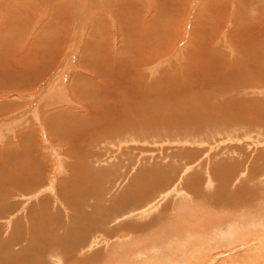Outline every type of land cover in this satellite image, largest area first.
<instances>
[{"label":"bare ground","instance_id":"bare-ground-1","mask_svg":"<svg viewBox=\"0 0 264 264\" xmlns=\"http://www.w3.org/2000/svg\"><path fill=\"white\" fill-rule=\"evenodd\" d=\"M172 1L170 0L168 1L167 0H0V71H1L0 72V96L14 94L21 100V101L17 100L19 102H14L13 104H11V102L4 101L5 104H1L0 106V111L2 110L3 113H8V112H11L12 110L17 111L12 116H8L7 119L2 120V121L9 120L8 123L9 122L12 123V126L9 125L10 129H8L9 130L8 133H12V130L14 128H17V133H16L17 140L16 141L19 142L20 138L22 137L23 138L25 137V139L29 138V141H30L31 138L36 137V135L39 134L38 131L41 133H45L46 131L48 133H51L50 131H48L50 129V126L52 127V126L57 125L59 129H54V130L64 132V129L65 130L67 129V131L69 130L72 132L71 134H73L74 137L75 135H77L76 138H78L79 136L83 137L81 136V134L80 135L78 134L81 131H83L82 129L86 128L88 125L91 126V128H94V127L100 128L101 127L100 125L102 124L101 119L103 121V124L105 121V125H106V127L104 126L103 129L101 128L103 131V134H101L100 136L88 135V138L86 139L87 144L83 142L85 145H87V148L83 149V152H84L83 159L82 160L79 159V161L76 160L74 164L72 162V165L69 164L70 163L69 161L71 159L73 160L77 158L75 154L77 147L76 149H72L73 147L71 146L69 142L71 140H68L71 138L70 137L71 134L66 136L67 134L65 135L62 133L63 135L60 134V136L62 135L60 137L59 135L57 136L59 132L56 134L57 131H54L53 134L56 136V139L58 138L62 142V145H64V150L66 149V147L68 148V150L69 148H71L69 151L66 149L67 152L66 151L64 152L65 157L69 160L68 161L69 163H66L67 161L66 162L63 161V162H65V164H68V166L70 167L68 168L71 170L70 172L72 174L76 171V167L82 166L83 169L80 168L82 170L78 173L75 172L72 175V177H75L78 179L82 178L84 182L78 183V180H76L75 181L76 185H74L73 187L71 186L72 190L69 189V194L66 195L67 203L73 205L75 208L78 209L75 213L77 214V217L74 219V221L69 220L68 224H70L71 222L70 225L72 226L67 225L66 226L67 229L63 231L61 234H58L56 232L59 231L60 229H63V227H60V226L55 227L56 228L55 232H53L52 229H50V232H48L49 229L47 228L44 234H48L47 235L48 237L44 240L43 243L34 246L36 250L40 249L42 251H48V253H50V248L52 249V248L57 247V248L63 249L62 247H65L64 250L75 252L76 246L85 241L86 234L89 236L90 234L89 230L91 228L93 230L94 224H100L99 226H102L101 224H104V225L109 224L108 218L107 219L104 218L105 221L102 222V220L98 216H90V217L87 216L86 211H85V204L88 200H92L91 198L96 199L94 205L91 208L98 209V210L101 209V207L103 208L102 202H104V196L106 194V187H107L106 184L107 185L108 183L110 184V182H112L111 180L115 179V177L114 178L112 177L114 175L113 174L114 171L111 168L108 169L105 167L103 169L102 167L98 169L100 167L99 165L104 164L105 161L101 160L100 157H98V159L94 157L95 155L92 150V148L94 147H92V145H94L95 143H101V145L103 144L105 147V144L107 145L111 144L110 142L112 141L110 139L112 137H114L115 140H117V142L114 143L115 145L116 143L124 144L125 143L124 140L120 138L122 134L130 133L131 135L132 133L138 131V135H139L140 133L139 131H141L142 129L148 130V128H150L152 130V128H154L153 130H156L157 129L155 128L156 124L165 125L172 119L176 120L179 123L188 124V125L191 124V126L192 124L194 126L197 125L198 128L199 127L202 128L204 126L207 127L208 125H211L214 128L216 127L220 128L221 126L225 128L224 126H226L227 128L232 127L235 130L237 126L239 127L241 125L243 127L244 126L246 127L247 125L248 128L250 129L248 133L245 132L246 134H251L252 132L256 131L257 132L256 136L258 137L256 138L253 137V138L256 141L259 140L258 142H256L257 148L256 149L254 148V150L249 154H246V152L244 153L243 151V153L247 155V156L242 155V156H245L246 161L243 159L244 163H242L241 161L239 160L236 161L235 158H233L235 162L232 161V163H224V164L232 168V176L236 175L235 173L237 170H239L240 172L242 171L245 172V174L243 173V177L244 175H247V178L243 181L244 185H248V182L252 181L254 183V184L252 183L253 184L252 187H254L257 190V188H259L258 185H261L260 189H262L264 185V174L259 179V176L256 173V168L264 170V149H260L261 148L260 146H263L262 148H264V32H263L264 29L262 31V34H260V36L257 37V39L255 38L256 39V44L254 43L256 45V47L254 46L255 48L254 47L250 48L248 46L249 44L246 47L245 44L247 43L244 44L247 50L243 48L244 52L242 53H245V55L247 54L248 56L250 55L248 59L250 62V65L246 64L247 62L245 61L244 58H241L242 61H239L241 60L239 58L242 56L239 54V52L242 49L239 50V48H237L236 45L233 44L234 42L236 43L237 40H235L234 42L231 41L233 42L232 44L229 42L230 40H228V34H229V30L231 29L230 27H234L233 25L237 27L239 26L238 24H240V22L245 24V22L255 21L257 25L262 27L263 23L260 22L257 19V17H262V13H264V0H172ZM154 2L157 4V7H153ZM199 4H201L202 6V8L200 9L198 8ZM236 5L239 7L237 9L239 14L235 13L236 15H238V17L235 18L233 17V15H231V13L233 12V9H228V8L229 7L236 8L235 7ZM188 6H189V9H188ZM59 7H61L65 12H60L58 14L57 12H59L58 11ZM67 7L71 11H66ZM20 8L22 9L24 8V10H21ZM39 9H40V12H39L40 19L38 20V18L35 17V20H33V23H35L34 24L35 27L33 28V25L31 26L33 28V31H32L33 33L29 30L30 27L28 28L25 27L26 29H24L23 32L22 30L21 32L19 31L20 38L12 39L14 36L12 38L10 36V39L12 40H9L8 36L12 35L13 33V32L11 33L12 30L9 28V26H12L11 27L12 29H14L18 25L20 26V22H19L20 20H18L19 24L18 25L14 24L15 25L14 27V25H12L13 23H15L14 20H17V19H23L25 21L26 19L31 20V16H38ZM182 9L187 10L189 16H185L186 14L185 15L182 14L183 15L182 18L181 17L177 19L174 18V20L175 19L176 20L174 22L171 21L172 24H170L171 23L170 19H172V17H174L175 15L180 14V12H182ZM244 9H245V12L248 9V12L247 13L241 12ZM55 13L63 17L60 18L59 16L55 15L56 17H58V19L56 20L55 18V21L52 22L51 25H49L50 24L49 20L48 22L45 21L48 24H44L42 22L44 19H47L49 14L51 15L50 17H53ZM122 13H125V15L126 13H128L126 17L128 16L127 18H129V20L126 21V23H124V20L126 18H123L124 16L122 17ZM253 13H255V15ZM166 16H168L167 19H166ZM215 16H220V17L215 18ZM66 17H67V20H66ZM200 17L201 18L204 17L203 19L208 18L207 21L202 25L203 27L202 29L205 30V32H207V33H204V38H205V35H209V38L207 39L205 38V42L202 40V43H199V41L196 39L194 35L195 28H191L192 21H194V23L196 24L197 22H199ZM233 18H234V21H233ZM163 19H165V21ZM166 20L168 24L164 25V22H166ZM56 21L58 22L56 23ZM211 21H213V23ZM41 23L42 25L44 24L43 26L44 29H41V28L39 29L40 27L39 24ZM125 25H127V29H128L127 34L125 32L126 30ZM183 26L185 27V29H183L185 31H183L184 34L181 35L182 32H178V31ZM21 27L22 25L20 26V29ZM6 29L11 34L7 32ZM16 30H19V28ZM28 30L30 31V33ZM123 31L125 34H123ZM52 32H56L55 38H54V34L52 36H48L49 33H52ZM14 33H17V31H14ZM199 33L200 32H198V34ZM191 34H192V37H191L192 41L189 46L188 44H189V41L191 40L190 39ZM201 34L202 33L199 34V37ZM181 37L182 39L184 38L185 45H184V42L183 44H181L180 42ZM61 38L66 39L62 47L58 45V42L59 44L61 43V40H60ZM118 38L120 41L118 40ZM174 38L177 39L175 43H173ZM46 39L49 41L50 40L52 41L48 42L46 41ZM244 39H245L244 41H246V38ZM97 43L98 44L100 43L101 47H103L102 51L104 50V53L102 56H100L98 52L96 54L93 51L94 48H96L99 51V48H97L99 45L97 46ZM2 48H4V50H2ZM6 48H10V49L6 51L5 50ZM185 50H187V52ZM4 51L6 52L2 53ZM82 51L86 52L87 56H85L86 54L85 53L83 54ZM80 54H83L85 57ZM191 54L192 56L191 58H189V55ZM204 54L208 56L207 59H209L211 63H213L214 65L222 64L223 66L226 67V70L227 69L230 70V73L222 75L221 73L222 71L221 69H219V71H221L219 72L221 74V78L218 81H214V80L208 81L209 79H207V81L205 82L206 79L204 78L205 79L204 80L201 78L202 80H204V83H202L203 82L202 81L201 82L202 84L200 83V85L197 83L195 84V86L193 85L190 86V85H186L182 83L180 85V88H178L177 90L175 89L170 90L169 89L170 88L169 86L171 84L170 79H172L170 78L171 73L174 72L178 74H183V72L185 71L187 72L189 68L192 69V66H188L189 63L192 62L191 59L193 60L198 59L196 62H198L199 64ZM51 56L57 58L56 60L57 64H56L55 69L50 74L48 73V71L46 74L44 69L46 67V64H48V62L51 61L50 59ZM179 58L181 59V62H183V64L179 65L178 63V66H177L175 62H176V59L178 60ZM43 62L45 63V66L41 70V64ZM258 62H259L258 64L259 66L256 64ZM244 63L247 65L246 68H244L245 67V65H243ZM168 64L170 65V68H168L169 67ZM196 67L193 66L194 71L196 69L197 70L196 72H198L199 69H197ZM127 68L129 69V72H128L129 74L126 73V75H124L123 74L124 70ZM159 68L161 69V71H157V69ZM78 69H83L85 72L83 71L79 72ZM189 73L187 74L189 75ZM114 74L117 75V78H115V80H111L112 78L110 77L114 76ZM201 74H202V71H201ZM46 75L48 79L49 78H52V79L51 80L49 79V81L45 83L46 85L44 86V88H42L41 86L42 80L44 76ZM102 75L106 79L105 78L101 79L99 77V76L102 77ZM202 75H204V73ZM178 77L180 76L178 75ZM206 78H207V74H206ZM98 80H100V82ZM186 80L184 79V82ZM164 81L166 82V84L167 82H169L168 87L160 88L161 82H164ZM182 81L183 80H181V82ZM36 89H37V92L29 95L30 94L28 93L29 91H35ZM178 90H181V91L179 93H174V91H178ZM93 91L101 92V95L99 97H95V98H99L97 99L98 101H95L94 97L92 96ZM94 93L95 92H93V94ZM69 102L73 104L74 106L80 107L81 110L78 111V109L76 110V108L69 107L68 104H66ZM27 104H29L28 107H27ZM96 106L97 107L99 106L101 109L99 112L98 120L93 122L92 121L93 119H91L92 117L91 115L95 111H98L96 110ZM109 108L111 109L113 113L111 115H109ZM3 113H0V114H3ZM228 114L231 117H233L232 119L234 120H231V122L229 123H227L228 121L224 123L222 121L223 117H226V115ZM28 115H32L33 120H30L29 118H32V117L30 116L28 117ZM110 117L112 119L111 124L113 125V127L111 128H109V126H112V125H109V120H108ZM66 119L67 120L70 119V123L69 121H66V123L63 122V120H66ZM99 121H100V125L97 123ZM166 121L167 123H165ZM81 127L83 128L80 130ZM87 128L90 129V127H87ZM99 128H96V129H99ZM0 129H2V126H0ZM133 130H137V131H133ZM147 130L145 132H148ZM214 130H213V133L215 132ZM216 130H220V129L216 128ZM86 131L88 132V130L85 129V132ZM104 131L106 134L104 133ZM220 132H222V130ZM34 133H35V136H34ZM84 133L82 135H84ZM96 133L98 134L99 131ZM226 134H229V131L228 133L226 132ZM132 136H135V137H132ZM144 136H147V135H144ZM251 136L249 135V137ZM80 137L78 138L79 140H80ZM130 138H134L135 140L137 136L136 134L131 135L130 137H128V140ZM71 139H73V136ZM66 143L68 145H66ZM6 145L10 146L9 147L10 149H7V146L5 145L4 147L2 146L3 147L2 154L5 153V150L6 152L14 150L13 147H15V144L9 143ZM25 146L26 145H24V147ZM31 146H34V145H31ZM35 146L38 147V144ZM21 147L23 148V143ZM27 148L28 149L26 152L23 149L24 153H26L27 156L29 153H32L33 150L34 152L37 151L36 150L37 148L33 150L31 147L27 146ZM42 149L43 147L41 148V150ZM130 149L131 151L129 152H132L133 148H130ZM39 150L40 149H38V153H39L38 155H40V153L43 150H48L49 152L52 153V151H50V149H47V148L43 149L41 152ZM72 150H75V151H72ZM14 151L16 152V150ZM56 151L57 153L61 154L59 149H57ZM231 152L233 154L234 150L230 151V153ZM126 153L127 152H125V154ZM238 153L240 152L238 151ZM20 154H22V152ZM36 154L37 153H35V157H36ZM122 154L120 155L122 156ZM38 155L36 159L34 158L35 159L33 160L34 162H36V160L37 161L39 160ZM56 155L57 154H55V156ZM214 155L216 156L217 154H214ZM92 157L93 159L90 160ZM27 158H30V157H27ZM31 158H33V156ZM231 159L232 158L230 157V160ZM153 163H154V160H153ZM34 164H35L34 167H36V163H33V165ZM244 164H248V167H250L248 171L240 168V166L243 168ZM116 165H118V163ZM137 165H139V163ZM159 166H160L159 168L153 169V170H157L159 172V170L161 169V164ZM154 167L156 166L154 165ZM150 168H153V167H150ZM188 168H186V170ZM141 169L143 170V167ZM149 169H147V172ZM162 170L163 169H161V171ZM166 170L168 172L169 169H166ZM29 172L27 176L28 179L30 176ZM40 172L39 170L36 169L35 171H32V174H34V176L37 174L38 175L42 174ZM162 172H165V169ZM154 173L155 172H153V175ZM24 174H22V176ZM32 174L31 176L34 179L35 177ZM140 174L144 176L143 171ZM156 175L158 176L157 173ZM159 175H160V172H159ZM136 177L132 181L130 186H132V184H135V182L137 181ZM152 177L153 176H150V178ZM19 178L18 180H15L16 184H17V181L20 182L21 178L23 177H21L20 180ZM197 178L199 179L198 175H197ZM28 179L26 178V174H25V180L27 182L26 181L24 182H26L29 185L30 183L28 182L29 181ZM39 180H40V177L37 176V178H35V181L39 182ZM22 184H18V186L20 185L19 187H17L16 185H13V187H10L9 185H8L9 187H6V188L2 187V189H0L1 190L0 200L1 198L6 199V196L11 198L16 193V190H19V191L23 190L25 193V190L21 189ZM138 184L141 186V187L139 186L141 190L137 189L135 191V187L129 186L130 188L128 187L125 190L124 195L120 199L123 202L125 201L129 202L131 201L130 198L132 197V199H134V201H132L134 203L133 205L134 209H136L139 206V204L146 198V197H143L142 195L145 191V185L140 184V182H138ZM138 184H137V188H139ZM249 184L252 185L251 183ZM235 185L233 183L230 185V187L232 188L235 187V189H232L233 191H236L238 189V186H235ZM80 186L81 188L77 189ZM93 186L98 187V189L95 192L92 189ZM32 187H29V188H32ZM36 187H38V185ZM34 188L35 187H33V189ZM114 188L115 187L112 184L111 186L108 187L107 190L108 192L111 189H113L112 191H114ZM25 189H28V188H25ZM50 190L52 191L53 189H50ZM3 192H5V194L3 197H1V194ZM24 193H21V195H24ZM31 197L28 196V198H31ZM117 198H120V197L118 196ZM137 199H141V201L140 200L137 201ZM0 202H1L0 204H2L3 199ZM44 202L46 203V201H43V200L38 201V205H40L39 206L40 208L38 207L39 209L35 208V210H33L35 216H37L38 214L39 215L43 214ZM119 202L120 201H118V203ZM112 203L113 202H111V204ZM234 203L238 204V200H234ZM258 204H260V202ZM89 206L90 205H87V207ZM32 207H35V206H32ZM110 208H113V205L109 206L108 208H105L107 210V213L108 211L110 213H113V211H110ZM261 209H264V207L263 206L260 207L259 210ZM3 211L4 209H0V214L3 213ZM33 211L31 210L30 212L31 216L33 215ZM195 213H198V212L196 211ZM47 215L49 216H47L48 218L45 217V220L42 217L41 221L43 225L52 224L54 221L55 215L53 213L52 215H50V213ZM198 215L200 216V214ZM202 215L203 214H201V216ZM58 218H59V221H61L60 220L61 217L58 216ZM257 219L259 221L253 220L250 223V227H252L250 228V231H254V233H251L250 241L244 242L246 245V249H247L246 255L250 254L249 258L256 260V261L261 259L264 256L263 254L264 253V215L260 218L257 216ZM183 224H184L183 229L185 232L183 233V236H180V237H184L185 234H188V240L186 242H181L182 240L171 242V239H172L171 238L170 240H167L169 241V244H164V245H167V247H169V250L170 248H174V247L176 249H179V251H181L182 254H184L185 256L192 254L191 257L185 260V264H190V263L195 264L199 260L205 259L206 257L210 256L206 253L209 250H217L219 236L216 234L217 231H214V230H217L216 229L217 227L214 228L215 224L211 223L208 226L203 225L199 227L198 225L190 226L188 225L189 223L185 224L184 222ZM230 225L228 227H230ZM232 225H235V223ZM103 227L104 226H102L101 229H103ZM236 229H237V226H236ZM26 234H27V231H26ZM159 235L160 234H157V237L154 236L155 240L154 239L151 240L153 242L151 250H148L146 252H144L143 250H140L136 252L135 254L136 255L140 253L151 254L153 252L157 253L156 249H161L160 247L158 248L159 244L161 243L160 242L161 238ZM227 235L228 236L227 237L225 236V239L232 240L234 235L237 236L238 234L235 231L231 230V232H229ZM120 236L126 239L128 235L127 236L120 235ZM189 236L195 237L198 242L191 240ZM94 242H95L94 240L91 241L89 248L94 247ZM155 243H158V245H156ZM79 249H81V247ZM84 249L86 248H83L80 251L82 252ZM235 249L236 247H233L232 250H235ZM133 257L134 256H132V258ZM214 258L216 259V257ZM245 258H248V257L245 256ZM163 263L164 262H162V264ZM212 264L214 263L212 262Z\"/></svg>","mask_w":264,"mask_h":264},{"label":"rangeland","instance_id":"rangeland-1","mask_svg":"<svg viewBox=\"0 0 264 264\" xmlns=\"http://www.w3.org/2000/svg\"><path fill=\"white\" fill-rule=\"evenodd\" d=\"M170 1H172V0H170ZM153 7H157V4L155 2L153 4ZM235 7L236 8L229 7L228 9H233V12L231 13V15H233V17L236 18V17H238V15H236L235 13L239 14V12L237 11V9L239 7L237 5ZM184 8H185V6H184ZM198 8L199 9L202 8L201 4H199ZM20 9L24 10V8L23 9L20 8ZM188 9H189V6H188ZM184 10L185 9H182V12H180V14L172 17V19H170V22L171 21L174 22L177 18H180V17L182 18L183 17L182 14H184V15L186 14L185 16H189L187 10H185V11ZM58 11H59V12H57L58 14L60 12H65L61 7L58 8ZM66 11H71V10L67 7ZM39 12H40V9L38 10V16H31V20L26 19L27 22L23 19L14 20L15 23H13L12 25H14V24L18 25L20 22V26L22 25L23 28L21 27V29H20L19 25L16 27L14 25V27H15V28L13 27L15 29L14 30L11 28L12 26H9V28L12 30V31L10 30L11 33L13 32L12 35L8 36L9 40L20 38L19 31L21 32V30H22V32H23L24 29H26L25 27H27V28L30 27L29 30L32 32L33 28L35 27V25H34L35 23H33V20H35V17H37L38 20L40 19ZM241 12L247 13L248 9L246 12H245V9ZM57 13L54 14V16H53L54 18L50 17L51 15L49 14L48 15L49 19L47 17V19H44L42 22L44 24H48L46 22H48V20H49V23H50L49 25H51V23L55 21V18H56V20L58 19V17H56V16H59L60 18L63 17L61 15H58ZM127 14L128 13H126V15ZM253 14L255 15V13H253ZM126 15H125V13H122V17L124 16L123 18L127 19V20L126 19L124 20V23H126V21L129 20V18H127L128 16L126 17ZM218 17H220V16H215V18H218ZM164 18H165V16H164ZM167 18H168V16H166V19ZM174 18H176V19L174 20ZM203 18L204 17H202V18L200 17L199 22H197L196 24L194 23V21H192V26H191V28H195L194 35H195L196 39L199 41V43H202V40L205 42V38L206 39L209 38V35H205V38H204V33H207V32H205V30L202 29L203 28L202 25L207 21L208 18H205V19H203ZM257 19L263 23L262 27L257 25V23H255V21L245 22V24L240 22V24H238L239 26L235 27V25H233L234 27H230L231 29L229 30V34H228V40H230L229 42L231 44L235 40H237L238 43L234 42L233 44H235L236 47L239 48V50L242 49L239 52V54L242 55L239 59L244 58L245 61L247 62V63L246 62L245 63L248 65H250V62L248 60L250 55L248 56L246 54L247 55L246 56L245 53H242V52H244L243 48H245V46L247 47L248 44H249L248 46L250 48L254 47V46L256 47V45H255L256 39H257V37L260 36V34H262V31L264 29V13H262V17H257ZM18 20H20V21L18 22ZM66 20H67V17H66ZM163 20L165 21V19H163ZM31 21H32V23H31ZM233 21H234V18H233ZM23 22H25L26 24ZM57 22L58 21H56V23ZM211 22L213 23V21H211ZM44 24L43 25H42V23L39 24V26H40L39 29L40 28L44 29V27H43ZM165 24H168L167 20H166V22H164V25ZM170 24H172V22ZM32 25H33V28L31 27ZM9 28H7V29H9ZM18 28H19V30H16ZM125 28H126L125 32L127 34V32H128L127 25H125ZM7 29H6V31L9 32ZM183 29H185L184 26L182 28H180V30L178 31V32H182L181 35H183L184 34L183 31H185ZM14 31H17V33H14ZM30 31H29V33H30ZM55 31H56V29H55ZM198 32L202 33L200 35V37H199L200 33L198 34ZM233 33H234V35H233ZM27 34H28V32H27ZM53 34H54V38H55L56 32L49 33L48 36H52ZM123 34H125L124 31H123ZM10 36H11V38L13 36L14 37L12 39H10ZM191 37H192V34L190 36V39H191ZM198 38H200V39H198ZM244 38H246V41H244L245 40ZM247 38H248V40H247ZM250 38H252V39H250ZM48 39H50V38H48ZM181 39H182V37H181ZM181 39H180V42H181V44H183L184 38L182 40ZM60 40H61V43L59 44V42H58V45H60V47H62L64 45V43H65L64 41H66V39L61 38ZM118 40H119V38H118ZM176 40L177 39L174 38L173 43H175ZM46 41L51 42L52 40L49 41L46 39ZM191 41H192V39L189 41V44H188L189 46L191 44ZM231 41H233V42H231ZM245 43H247V44H245ZM238 44L240 47L238 46ZM244 44H245V46H244ZM184 45H185V42H184ZM97 46L96 47L99 48V51L96 48H94L93 51L96 54L98 52V54H100V56H102L104 53V50L102 51L103 47H101L100 43L99 44L97 43ZM9 49L10 48H6L5 50L8 51ZM2 50H4V48H2ZM187 50H188V48H187ZM187 50H185V51L187 52ZM6 51H4L2 53H5ZM82 53L86 54V52H83V51H82ZM83 54H80V55L84 56ZM85 56H87V54ZM191 56H192V54L189 55V58H191ZM207 58H208V56H206V54H204L203 58L199 62V64H198V62H196L198 59L197 60L194 59L195 61L193 59H191L192 62H190L188 66H192V69L189 68L190 70L188 69L187 72L185 71V72H183V74H178V73L172 72L171 77H170L172 79H170L171 84L169 86L170 87L169 89L170 90H172V89L177 90L178 88H180V85L182 83H184L186 85H190V86L191 85L195 86V84H197V83L200 85V83L202 81H203L202 83H204L205 79H206L205 82L207 81V79H209L208 81H210V80L218 81L221 78V74L219 72L222 71L221 72L222 75L230 73V70L227 69L228 70V72H227L226 67L223 66L222 64L214 65ZM50 59H51V61L48 62V64H46V67L44 69L46 74H47V71L50 74L55 69L56 64H57L56 63V60H57L56 57L51 56ZM244 59H243V61H244ZM85 60H83V61H85ZM172 61H170V62H172ZM239 61H242V59ZM178 63H179V65L183 64V62H181L180 58L178 60L176 59L175 64H177V66H178ZM245 63L243 64V65H245L244 68H246V66H247ZM256 64L258 65L259 62ZM44 66H45V63L43 62L41 64V70L44 68ZM193 66H195V67L197 66L196 68L199 69V71L196 72L197 71L196 69L194 71ZM168 68H170V65ZM215 69H217V70H215ZM219 69H221V71H219ZM78 71L79 72H82V71L85 72L83 69H78ZM157 71H161V69L159 68V69H157ZM201 71H202V74L204 73V75L201 74ZM128 72H129V69L127 68L124 70L123 74L124 75H126V73L129 74ZM193 72L194 73L196 72V73L194 74ZM207 72H209V73H207ZM215 72H216V74H215ZM187 73H189V75ZM205 73L207 74V78H206ZM178 75L180 77H178ZM215 75L217 78L215 77ZM218 75H219V77H218ZM182 76H183V78H182ZM33 77H31V78H33ZM99 77L101 79L105 78L103 75H102V77L101 76H99ZM110 78H112L111 80H115V78H117V75L114 74V76H111ZM191 78H193V79H191ZM197 78H198V80H197ZM201 78L202 79L205 78V79L202 80ZM49 79L51 80L52 78H49ZM49 79H48L47 75L44 76V78L42 80V84H41L42 88H44V86L46 85L45 83L48 82ZM184 79L185 80L187 79V80L184 82ZM68 80H69V78H68ZM181 80H183V81L181 82ZM191 80H192V82H191ZM98 81L100 82V80H98ZM168 84H169V82H167V84L165 81L161 82L160 88H166V87H168ZM180 91L181 90L174 91V93H179ZM35 92H37V89L35 91H29L28 93H30L29 95H31ZM93 92H95V93L93 94ZM93 92H92V96L94 97L95 101H98L97 99H99V98H95V97H99L101 95V92L100 91L99 92L93 91ZM188 92H189V90H188ZM98 93H100V94H98ZM96 94H98V95H96ZM27 97H29V96H27ZM17 98L18 97L15 96L14 94L5 95V96L2 95V96H0V106H1V104H5L4 101L11 102V104H13L14 102L21 101L19 98L18 99ZM13 99H15V100H13ZM17 100H19V101H17ZM66 104H68L69 107L76 108V110L78 109V111L81 110L80 107L74 106L70 102L66 103ZM28 105L29 104H27V107H28ZM100 109L101 108L99 106L98 107L96 106V110H98V111H95L93 113L90 110L93 113L92 114L90 112L92 114V115L91 114L90 115L92 116L91 119H93L92 120L93 122L98 120ZM17 110H19V109H17ZM15 112H17V111L12 110L11 112H8V113H3L2 110L0 111V113H3V114H0V126H2V129H0V151H1L0 152L1 153L0 154V177L2 176L0 178V180H1L0 181V189H2V187L3 188L9 187V186L13 187V185H16L17 187H19L20 185L18 186V184L23 183L22 184L23 186L21 185V187H22L21 189H24L25 193L23 190H21V191L16 190V193L11 198L6 196V199L1 198V200H0V201H2V199H3V203L0 204L1 205L0 209H4L3 213L0 214V264H37V263L38 264H145V263L146 264H150V263L151 264H157V263L162 264V262H164L163 264H168L169 262H170L169 264H177V263L178 264H185V260L187 258L191 257L192 254L185 256L184 254H182L181 251H179V249H176L174 247V248H170V250H169V247H167V245H164V244H169V241H167V240H170L171 238H172L171 242L178 241V240H182L181 242H186L188 240V234H185L184 237H180V236H183V233L185 232L183 229V225H184L183 222L185 224L189 223L188 225H190V226L198 225V227L203 226V225L208 226L211 223H213V224H215L214 228L217 227L216 228L217 230H214V231H217L216 234L219 236L218 237L219 242L217 245L218 246L217 250H209L206 253L210 256L206 257L205 259L199 260L195 264H212V262L214 264H264V259H262V258H264V256L261 259L256 261V260L249 258L250 254L246 255L247 249H246V245L244 243L246 241L247 242L250 241L251 233H254V231H250V228H252V227H250V223L253 220L259 221L257 219V216L260 218L264 215L263 214L264 209L259 210L260 207H262V206L264 207V205H263V203H264V198H263L264 197V194H263L264 193V185H263L262 189H260L261 185H258L259 188H257V190L254 187H252L254 184L252 181H249L248 185H244L243 181L247 178V175H244V177L246 176L245 178L243 177V173L245 174V172H243V171L240 172L239 170H237L238 172L236 171V173H235L236 175L232 176V168L230 166L224 164V163H232V161L235 162V160L236 161L239 160L242 163H244V160L246 161V159H245V156H247L246 154L251 153L254 150V148L255 149L257 148L256 142H258L259 140L256 141L254 139V138L258 137V136H256L257 132L255 131V132H252L251 134H246L249 132V129H250V128H248L247 125H246V127L245 126L243 127L241 125L239 127L237 126L238 128L236 127L235 130L232 127H231L232 128L231 129L230 127L227 128L226 126H224L225 128H223V126H221L220 128L216 127L217 129H220V130H216V128L212 127L211 125H208L210 128L208 126L207 127L204 126L202 128L199 127L200 128L199 129L197 127V125L194 126L192 124V126H191V124L188 125V124L179 123L176 120L172 119L168 123L166 121L165 123H167V124H165V125L155 123L156 124L155 128H157L156 130H153L154 128H152V130L150 128H148V130L142 129L141 131H139L140 132L139 135H138L137 130H133V131H137V132H134L131 135L136 134L137 138H135V140H134V138H130L129 139L130 142L128 140V137L131 136L130 133L122 134V136L120 138L124 140V142H125L124 144L116 143V145H115L114 143L117 142V140H115L114 137H112L110 139L112 141V142H110L111 144H108V145L105 144V147L103 144L101 145V143H95L94 145H92V147H94V148H92V150H93L94 155H95V156L94 155L93 156L96 159H98V157H100L101 160L105 161L104 164H102L103 166L99 165L100 167L98 169H100L102 167H103V169L105 167L108 169L111 168L114 171V173H113L114 175L112 177L113 178L115 177V179L114 180L112 179L111 180L112 182H110V184L109 183H108V185L106 184V186H107L106 187V194L104 196V202H102L103 208L101 207V209H99V210L91 208L94 205L95 200H96L95 198H91L92 200H88L85 204V211H86L87 216H89V217L90 216H98L102 220V222L108 218L109 224H105V225L101 224L102 226H104L103 229H101L102 226H99L100 224H94L93 230L90 227L91 229L90 228H89L90 230L88 229L90 231L89 236L86 234L85 241L76 246L75 252H73V251L70 252L69 250H64L65 247H62L63 249L56 247V248H52V249L50 248V253H48V251H42L40 249L36 250L34 248V246L43 243L44 240L48 237L47 236L48 234H44V232L46 231L47 228L49 229L48 232H50V229H52L53 232H55L56 231L55 227H57V226L63 227V229H60L59 231L56 232L58 234H61L63 231H65L67 229L66 228L67 225L72 226V225H70L71 222H70V224H68L69 220L74 221V219L77 217V214H75V213L78 209L75 208L73 205L67 203L66 195L69 194V189L72 190V187L74 185H76V183H75L76 180H78V183L84 182L82 180V178L78 179V178L72 177V175L75 172L78 173L83 169L82 166L76 167V171L72 174L70 172L71 170L69 169L70 167L68 166V164H65V162L66 161H67L66 163L70 162L69 164L72 165V162L74 164L76 162V160H78V161H79V159L82 160L83 156H84L83 149L87 148V145H85V144H87L86 139L88 138V135L100 136L101 134H103L102 129L104 128V126L106 127V125H105V121L103 124V121L101 119V122H102L101 125H100V121L97 122L101 126L100 128L96 127L99 129H96L95 127L91 128V126H89V125L87 127H90V129L87 127L86 128L81 127L80 130L83 128L82 129L83 131H81L78 134V135L81 134V136H83V137L79 136L80 140L83 138L81 141L78 139L79 137L76 138L77 135H75V137H74V135L71 134L72 132L69 130L67 131V129L66 130L64 129V132L63 131L61 132V131L54 130V129H59V127L57 125L52 126V127L50 126V129L48 131H50L51 133H48L47 131L45 133H41L38 131V133H39V134H37L38 136L36 135V137L31 138V140H30L32 142V144H31V142L29 141V138L25 139V137L24 138L22 137L23 139L20 138L21 141L19 140V142L16 141L17 140L16 139L17 128H14L12 130V133H8V131H9L8 129H10L9 125L12 126V123H10V122L8 123L9 120H7V121H2V120L7 119L8 116H12ZM111 114H113V113H112L111 109L109 108V115H111ZM252 114H254V113H252ZM29 116L32 117V115H28V117ZM232 118L233 117H231L228 114V115H226V117H223L222 121L224 123L228 121L227 123H229V122H231V120H234ZM29 119L33 120V117L29 118ZM108 120H109V125H112L111 124V120H112L111 117ZM66 121H69V123H70V119L63 120V122H65V123H66ZM18 125H20V124H18ZM111 127H113V125L109 126V128H111ZM5 128H7V129H5ZM221 128H223V129H221ZM245 128H247V129H245ZM85 129L88 130V132L87 131L85 132ZM97 130L99 131V133H98L99 135L96 133V132H98ZM146 130L148 132H145ZM213 130L215 131L214 133H213ZM221 130H222V132H220ZM240 130H241V132H240ZM54 131H57L56 134L59 132L57 134V136L58 135L60 136V134H62V133L65 135L67 134L66 136L71 134L70 135L71 138L73 136V139H75V140H73L71 138L68 140H71V141L73 140L72 142L69 141L71 146L73 147L72 149H76V147H77V149H76L77 153L75 150H72V151H75L77 158H75L73 160L71 159L69 161L65 157L64 152L66 151V149L68 150V148L65 146L66 149L64 150V145H62V142L58 138L56 139V136L53 134ZM105 131H104V133H105ZM183 131L186 132L187 134L184 133ZM224 131H225V133H224ZM228 131H229V134H226V132L228 133ZM83 133H84V135H82ZM194 133H195V135H194ZM144 135H147V136H144ZM228 135L231 137H229ZM249 135L250 136L252 135V136L249 137ZM34 136H35V133H34ZM223 136H225V137H223ZM132 137H135V136H132ZM212 137H214V138H212ZM34 138L36 141L34 140ZM76 139H77V141H76ZM121 139H119V140H121ZM237 139H239V140H237ZM45 141H47V142H45ZM230 142H231V144H230ZM9 143L15 144V147L19 144L16 148L13 147V149L16 150V152L14 150H13L14 152L13 151H7L6 152V150H5V153L2 154V148L4 147V145L7 146V149H10L9 148L10 146L6 145ZM22 143H23V148L21 147ZM72 143H73V145H72ZM37 144H38V147L35 146ZM57 144H59V145H57ZM24 145H26V146L24 147ZM31 145H34L35 147L31 146ZM66 145H68V144L66 143ZM27 146L31 147L32 150L37 148L36 149L37 151L34 152V150H33L34 154L31 151L32 153H29L27 156L26 153H24V151L26 152L28 149ZM57 146H58V148H57ZM253 146H255V147H253ZM18 147H20V148H18ZM42 147H43V149H45V148L50 149V151H52V153L54 155L51 152H49L48 150L42 149L43 150L42 151L41 150ZM61 147H63V148H61ZM260 147H261L260 149H264V148H262L263 146H260ZM130 148H133L132 152H129V151H131ZM23 149H24V151H23ZM38 149H40L39 150L40 152L42 151L40 153V155H38L39 154ZM57 149H59L61 154L57 153V151H56ZM70 149L71 148H69V150ZM232 149L235 152V153L233 152V154H232V152L230 153V151H233ZM240 149H241V151H240ZM92 150H90V151H92ZM238 151L240 153H238ZM243 151H244V153L246 152V154H244ZM21 152H22V154H20ZM125 152H127V153L125 154ZM35 153H37L36 157H35ZM55 154H57V155L55 156ZM120 154H122V156ZM214 154H217V155L215 156ZM238 154L241 156H239ZM37 155L39 156V160L38 161L36 160V162H34L33 160H35L37 158ZM222 155H224V156H222ZM242 155H245V156H242ZM32 156H33V158H31ZM48 156H50V157H48ZM229 156L232 158L231 160H230ZM233 156H235V157H233ZM27 157H30V158H27ZM241 157H243V158H241ZM53 158H55V159H53ZM162 158H163V160H162ZM233 158H235V160ZM92 159H93V157L90 160H92ZM153 160H154L155 164L153 163ZM63 161H65V162H63ZM37 162H38V164H37ZM39 162H41V163H39ZM146 162H148V163H146ZM33 163H36V167H34L35 164L33 165ZM117 163H118V165H116ZM138 163H139V165H137ZM220 163H222V164H220ZM98 164H96V165H98ZM160 164H161V169H163L162 171H164V169H165V172H162L160 169L159 170L160 175H159V172L157 170H153V169L159 168ZM154 165L156 167H154ZM32 166H33V168H32ZM259 166H261V165H259ZM142 167H143V170L141 169ZM150 167H153V168H150ZM188 167L190 168V170ZM34 168H35V170L36 169L39 170V172L42 170L40 172L42 174H39V175L37 174L34 176V174H32V171H35ZM80 168H82V169H80ZM186 168H188V169L186 170ZM240 168L248 171V169L250 167H248V164H244L243 168L241 166H240ZM78 169H80V170H78ZM147 169H149L148 172H147ZM166 169H169L168 172ZM150 170L152 171V173ZM139 171H141V172L143 171L144 176H142V174H140L141 172H139ZM28 172L30 173L29 179L27 177ZM132 172L134 173V175ZM153 172H155L154 175H153ZM24 173L26 174V178L29 180L28 181L30 183L29 185L26 183L27 181L25 180V174ZM156 173L158 174V176L156 175ZM256 173L258 174L259 179H260V177L264 174V170L256 168ZM22 174H24V175L22 176ZM31 174L35 178H37V176L40 177L39 182L35 181V178L33 179ZM197 175L199 176V179L197 178ZM3 176H4V178H3ZM20 176L23 178H21ZM150 176H153V177L150 178ZM19 177L21 178V180ZM135 177L137 178L136 179L137 181L135 182V184H132V186H130V184L135 179ZM18 178H19L20 182L21 181L22 182L20 183L17 181V184H16L15 180H18ZM31 179L34 181H32ZM139 179H140V181H139ZM141 179H142V181H141ZM41 180H42V182H41ZM73 180H74V182H73ZM24 181H26V182H24ZM138 182H140V184H142V185H145V191L142 195H143V197H146V198L139 204V206L136 209H134V207H133L134 203L132 202V201H134V199H132V197L130 198L131 201H129V202H127V201L123 202L120 199L124 195L125 190L129 186L135 187V191L137 189L141 190L140 189L141 186L138 184ZM232 183L234 185L237 184V185H235V186H238V189L236 191L232 190V189H235V187L234 188L230 187V185ZM249 183H251V184L253 183V184L250 185ZM33 184H35V185H33ZM49 184H50V186H49ZM112 184L115 187L114 191H112L113 189H111L108 192L107 189ZM137 184H138V187L140 186L139 188H137ZM37 185H38V187H36ZM32 186L35 188L33 189ZM29 187H32V188H29ZM25 188H28L29 190L25 189ZM80 188H81V186L78 187L77 189H80ZM50 189H53V190L51 191ZM92 189L95 192L98 189V187L93 186ZM0 193H1V190H0ZM21 193H24V195H21ZM4 194H5V192H3L1 194V197H3ZM23 196H24V198H23ZM28 196L29 197L32 196L33 198L32 197L28 198ZM118 196L120 198H117ZM220 196H221V198H220ZM259 196H260V198H259ZM36 197H37V199H36ZM116 198L118 199V201H120L119 203H118ZM261 198H263V199H261ZM38 199L46 201V203L44 202V204H43V206H44L43 214H40V215L38 214L39 216L38 215L35 216L33 210H35V208H37V209L40 208L39 207L40 205H38V201H39ZM139 200L141 201V199H137V201H139ZM234 200H238V204L234 203ZM28 202H29V204H28ZM111 202H113V203L111 204ZM259 202H260V204H258ZM62 203H63V205H62ZM120 203L123 205H121ZM118 204H120V205H118ZM87 205H90V206L87 207ZM112 205H113V208H110V211H113V213H110L109 211L107 213V210L105 208H108L109 206H112ZM32 206H35V207H32ZM246 206H247V208H246ZM47 208H49V209H47ZM115 209H116V211H115ZM31 210L33 211L32 216L30 213ZM102 210H104L105 212ZM99 211H101V212H99ZM196 211L198 213H195ZM49 213H50V215H52V213L55 215L54 221L52 224L43 225L42 221H41L42 217L45 220V217L49 216V215H47ZM198 214H200V216ZM201 214H203V215L201 216ZM58 216L61 217L60 218L61 221H59ZM118 221H120V222H118ZM34 222H36V223H34ZM245 222H247V223H245ZM234 223H235V225H232ZM169 224H171V225H169ZM229 225H230V227H228ZM247 225H249V226H247ZM236 226H237V229H236ZM25 230L27 231V234H26ZM231 230L235 231L238 235L237 236L234 235L232 240L231 239H225V236L227 237L228 236L227 234L229 232H231ZM157 234H160L159 236L161 238V241H160L161 243L158 246V248L160 247L161 249H156L157 253L153 252L151 254H144V253H140L137 255L135 254L136 252H138L140 250H143L144 252L151 250L152 245H153V242L151 240L154 239L155 237H157ZM120 235H125V236L128 235V236L125 239L124 237H121ZM87 237H88V239H87ZM100 237H101V239H100ZM189 238L191 240L197 241V239L195 237L189 236ZM222 239H223V241H222ZM93 240L95 241L94 247L89 248V245H90L91 241H93ZM155 244L158 245V243H155ZM80 247H81V249H83V248H86V249H84L81 252L80 251L81 249H79ZM233 247H236V249L232 250ZM88 248H89V250H88ZM158 253H160V254H158ZM132 256H134V257L132 258ZM245 256L248 258H245ZM214 257H216V259ZM212 258H214L215 260ZM244 258H245V260H244ZM168 260H170V261H168ZM147 262H149V263H147ZM190 264H194V263H190Z\"/></svg>","mask_w":264,"mask_h":264}]
</instances>
